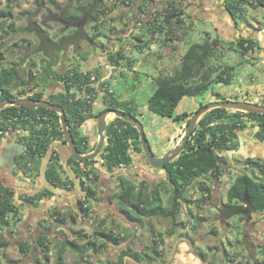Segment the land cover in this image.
Segmentation results:
<instances>
[{
  "label": "trees",
  "instance_id": "trees-1",
  "mask_svg": "<svg viewBox=\"0 0 264 264\" xmlns=\"http://www.w3.org/2000/svg\"><path fill=\"white\" fill-rule=\"evenodd\" d=\"M76 3V7L72 10L70 5H66L63 8H58L60 11L58 14H66V18L74 22H81L82 19H87L88 17L92 21H97L95 29H105L107 21L105 17L107 14L111 13L114 8L117 7L118 3L123 5L127 0H113V5H107L103 0H73ZM228 9L235 11L238 8L239 3L249 2L251 0H228ZM261 3H260V2ZM51 2H55L51 0ZM258 4H262V0H258ZM14 0H8L5 6L0 5V89H3V94L0 96V100L4 98H17L16 95L11 92L12 85H28L29 80L27 81L25 77L21 74L23 66L25 64V59L23 58L19 62H12L8 66H4L3 63L5 54L2 52L3 46L6 44L4 40L7 35H12L9 27L16 26L15 14H14ZM39 8L44 6V2H37ZM145 3H140L137 6V10L140 14H144L145 8H143ZM180 6L169 2L165 7L164 22L168 25L167 34H171L172 27L178 24L183 23L185 20L181 17L182 11L179 8ZM103 8L101 13L99 9ZM235 9V10H233ZM40 10H37L33 13L31 19L28 21L27 26L23 27L24 31L34 33L40 40V46L37 50H46L48 49V55L46 58H49L46 62L42 61L44 64L43 69L38 73V75L31 73V70H28L27 75L37 77L39 82L48 81L49 76L51 75L53 80H61L64 82L65 91L58 92L49 97V100L53 103L60 104L66 111L67 118L70 121L71 130L74 136L75 144L77 149L82 153L86 154L95 148L90 147V140L87 136L81 135L79 129L80 127L89 119L94 116L93 113V96L88 94L96 95L98 88L94 85L89 84V80L94 71H84L78 65L67 69L64 73L58 70L52 69L53 66L57 64V56L54 55L51 51H62L66 49L69 45H73L76 49L81 48V42L87 40V32L83 29V26H76L75 35H64L59 40L56 41L43 27L41 23H38L36 18H38ZM53 13L48 14V18ZM125 14V10L123 12ZM59 18V17H57ZM56 17L54 18V20ZM8 20L11 21L8 25ZM58 20V19H57ZM99 21V22H98ZM45 22V21H44ZM145 23V22H144ZM171 26V27H170ZM155 34L157 31L162 32L164 29H161L160 25L153 27ZM19 31L17 30L16 33ZM95 33V37H96ZM209 42L198 43L193 45L192 50L188 53L189 57L193 58V63L189 67H184L181 71L177 72L174 76H161L158 79V85L152 95L149 98V110L155 114L164 117H173L174 119H180V115H175L176 109L179 106L180 102L185 96H197L209 90V86L212 82H224L229 84L231 81V76L229 71L226 69H221L217 76L212 78L213 72L212 69H209L205 75L202 74V70L206 66L205 57L209 54ZM239 46L243 51H248L254 46V42L250 39H241ZM36 52V51H35ZM89 52H84L81 56L82 59H88ZM127 59L123 51H118L115 54L111 55V62L114 65H119L117 58ZM127 62L130 64V58ZM131 66V65H130ZM100 78L99 88L102 90L104 88V97L107 98L108 107L122 109L126 112L131 113L134 116H138V110L135 106H132V103L125 101L121 103L118 100L114 93L105 88V85L108 86V81H102L103 73L98 74ZM96 77V76H95ZM97 78V77H96ZM85 90L86 94L77 95V92H73V89ZM78 91V90H77ZM218 100L225 99L220 93H214ZM34 99L39 100L43 99L44 96L42 93H35L32 96ZM202 108V107H200ZM199 108V109H200ZM21 110L25 114H34L33 121L30 120H15V117L18 112ZM237 117L241 116V113L247 114L260 123V129L257 132V137L261 140L264 139V114L252 113L237 111ZM37 115H45L44 119H37ZM229 117V109L227 108H213L211 111L205 114V116L200 120V128L198 131H195L188 141L185 150L182 154L174 161L166 163L165 171L167 174L168 182L152 186L148 181L143 180L142 182L136 183L134 181H129L128 178L122 177V182L120 185V190L118 191L117 197L120 198L119 205L121 211L132 221L143 223L144 219L146 224H150V231L152 233V245L148 247L150 254L147 252L145 254H132V257L138 260H142L145 257L153 259L152 254L155 252L158 255H161L162 252L157 250L159 240L155 236V230L151 225V222L148 223V217H164L166 216L174 207L175 201L173 194L175 189L182 190L186 185L190 184L192 180L197 177H200L207 173H216L217 176L221 175L223 168L221 161L218 156V150H223L222 142L217 143L215 138H221L225 140L226 134H233L236 128L243 127L241 121L235 122H216L217 120L225 119ZM13 119L9 121V119ZM213 124V125H212ZM12 128H21L23 130H28L30 132V146L27 152V157H32L34 163L37 160V156H46L48 149L50 148V143L55 138L62 137L64 138V132L60 124V116L54 111L44 107H16V106H7L0 110V130H3L0 133L2 134ZM219 134H222L220 137ZM225 135V136H224ZM212 137V141L211 140ZM135 140H139V131L138 129L131 124L130 122L116 117L113 121L108 124L106 130V144L100 154L103 164L108 168L109 171L113 172L117 168L127 167L133 163V156L131 154V148L133 145L135 149L139 151L142 150L141 142L134 143ZM225 142V141H223ZM140 144V146H139ZM138 145V146H137ZM22 154V158H25ZM37 157V158H36ZM73 161V157L71 158ZM95 159L85 160V161H75L76 170L82 176H85L88 180H93V171L88 168L89 164ZM249 164L253 168H257L260 172L261 180H255L248 174H242L236 178L234 184L228 190V201L223 205L222 216L229 218L234 214H241L240 211L243 207L241 203L246 205V208H249L251 211L255 210H264V162L255 161L253 159L248 160ZM84 164V168L80 164ZM52 167H54L52 165ZM33 168H38V165L35 163ZM57 175V177H55ZM48 179L52 183L62 182L59 178L56 170L51 169L48 174ZM70 183L74 185V181L71 178H67L65 184ZM170 186L172 190V195L170 197V205L167 206L164 196L162 194L163 186ZM209 187L202 186L203 193L207 192ZM51 192V191H50ZM95 189L89 187L86 192V198H92L95 196ZM45 194V193H44ZM42 194H36L35 196H27V201L29 203L35 204V199L40 198ZM210 194L205 197L203 195L198 202L200 204L203 199L208 198ZM22 198V195L20 196ZM79 209L87 214L88 209L82 201H79ZM23 208V204H17L15 199V192L12 188L6 186L0 176V230L5 229V227L10 225V221L13 220L14 223L19 222L22 218L20 216V209ZM11 215V218H10ZM54 219L57 222L64 221L66 215L61 211H56L52 214ZM145 217V218H144ZM73 221L76 220L75 217H72ZM144 224V223H143ZM177 227H182L186 224L184 223H173ZM193 226L192 230L197 232L198 227ZM77 237L79 240H84V242L79 243L77 239L70 240L68 238H60L59 245L52 251L51 241H49L48 235L39 234L35 240V243L41 246V250L44 253V261L49 262L52 259V256L55 257L56 264H65V253L67 249L73 250L78 260H86L88 252H102L104 245H97L95 239L89 238V235L85 233L84 230L76 231ZM175 233L174 229H170L169 234ZM102 236L107 238L114 244L118 243V238H114L113 235L107 234L106 232L101 233ZM185 236H187L185 234ZM48 238V241H47ZM151 239V240H152ZM108 241V242H109ZM9 241L2 238V233H0V248L7 247ZM191 245L194 244L193 241L190 242ZM31 249V244L28 242L22 243L20 251L24 254H28ZM52 251V252H51ZM55 254V255H54ZM122 254V255H121ZM120 254V259L125 255V251ZM149 254V255H148ZM198 256L201 257L203 261H206V254L203 251L198 252ZM144 260V259H143ZM87 261V260H86ZM40 261V259L38 260ZM5 264V263H4ZM6 264H22V259H10ZM78 264V263H76ZM210 264H213L210 262ZM247 264H260L258 259H254L253 262H248Z\"/></svg>",
  "mask_w": 264,
  "mask_h": 264
},
{
  "label": "rangeland",
  "instance_id": "rangeland-1",
  "mask_svg": "<svg viewBox=\"0 0 264 264\" xmlns=\"http://www.w3.org/2000/svg\"><path fill=\"white\" fill-rule=\"evenodd\" d=\"M8 0H0V5L5 6ZM14 14H15V21L16 26L9 27V30L11 31L12 35H7L4 39L6 41V44L3 46V52L5 53V58L3 60L4 66H8L12 62H19L23 58L25 60V64L23 68H29V70L32 71L33 74H37L43 69L44 64H42V61H47L48 58H46V54L48 55V49L46 50H37L40 46V40L38 37L31 32H27L23 29V27L27 26L28 21L31 19L34 12L37 10H40L38 18L36 20L38 23H41L43 27L47 30V32L57 40H59L64 35H75V28L76 25L74 21L69 20L66 18V14H58L55 16L61 8L65 7L66 5H70L72 7V10L76 7V3L73 0H57L56 2H50L51 0H14ZM39 1L44 2V6L39 8L38 3ZM131 1V0H130ZM157 3H159L160 7L163 9V11H159V14L156 18H159L162 22L159 24L161 26V29H164L162 32L167 34L168 26H165L167 24H163L164 22V12L165 7L168 5L169 2H173L180 6V10L182 11L181 15L184 12V9H188L189 5L193 4V0H155ZM154 0H148V2H155ZM113 0H105V4L107 5H113ZM133 4H128L125 2L123 5L122 3H119V8H114L111 13L107 14L105 17V20L107 21V26L105 31V36L107 37L108 42L106 41L105 36L101 35L94 39L95 42L104 44L105 46L112 45L115 46V40L118 39L119 36L123 35L124 32L127 29V26L129 23L135 21L136 15L133 19H131L130 16L128 18L122 19V21H119L120 17V10L123 8L124 10L128 8H133L135 11L137 10V7H135L138 0L131 1ZM255 2L259 3L258 0H251L250 5H253ZM261 3V2H260ZM131 6V7H130ZM147 6L148 3H147ZM59 7L60 9L58 10ZM103 8L99 9L101 13ZM134 11V13H135ZM262 11V10H260ZM52 12L53 14L50 15L52 19L48 18V14ZM137 15H141L138 11ZM147 16V14H143V17ZM56 19L54 20V18ZM59 17V18H57ZM189 18V17H188ZM58 19V20H57ZM129 20V21H128ZM45 21V22H44ZM128 21V22H125ZM83 23V29L88 34V41H82L81 42V48L83 51L88 50L92 52L93 48L90 47V44L92 42V37H95L94 34L96 31L98 32L99 29H95V25L97 24V21H92L88 17L87 19H82ZM99 22V21H98ZM11 21L8 20V25H10ZM132 24V23H131ZM136 24V27L140 24ZM211 24H207L202 22L200 19H197L195 22V25L193 26L192 34H191V40L192 42L199 41L200 38H203L206 32L213 33L214 30L212 28ZM17 30L19 31L18 33ZM168 35V34H167ZM88 42V43H87ZM120 44V42H118ZM139 47V46H137ZM75 47L73 45H69L66 47V49L63 51V57H66L67 55L73 56ZM252 48H255L254 46ZM36 51V52H35ZM47 51V52H46ZM125 51V54L127 53L128 58H131L130 55H132V50H127L124 45L119 46V49L116 51ZM52 52V51H51ZM115 52V53H116ZM66 53V54H65ZM93 53V52H92ZM98 54H102V52L97 49ZM239 50L233 49L231 52H228V54H222V58L219 59L218 63L220 65H226L229 63L230 65L235 64V76L234 81L231 86H228L224 83L214 84L213 85V91L208 90L202 95L191 97L188 96L184 98L178 108L176 109L175 115H180V119L176 120L173 117H161L157 114H154L149 110L148 104H149V98L152 95V93L155 90L156 85L154 84V76L159 74V68H162L164 65H166L167 60L165 58L162 59V61L155 63L156 57L151 58V62L148 64H144L140 61V59H136V65L135 69H131V66L128 65V63H121V60L119 57L117 58L120 68H117L111 72V76L108 78L109 80V86L105 85V88H109L111 92L114 93L115 97L121 101V103H124L125 101H129L135 106L138 110V118L141 120V122L144 125L145 132L147 134V137L150 141L151 147L156 155H162L164 150L163 147L166 146L168 149V146H171L167 150V152L170 149H173L177 147L183 138V135L185 133V129L187 124L189 123L190 119L193 117L196 111L199 110L200 107H203L204 105H207L211 101L218 100L216 95H214L216 92H223V96H226L228 94H238L239 96H244V94L248 91L249 93L253 94L251 92L252 90L249 89V85L252 84V78L261 80L264 77V74L261 72L260 68L251 66L248 69L244 68H238V62L243 61L242 54H240ZM107 58V57H106ZM71 58L68 60L70 61ZM108 60V59H107ZM65 61V60H64ZM246 62H251V60H248ZM240 64V63H239ZM246 64V63H241ZM74 65H78L75 62V59H72V62H65L62 68V71L66 68L69 69L73 67ZM228 65V64H227ZM247 66V65H246ZM62 67V65H61ZM222 68V67H221ZM219 66H216V69L213 71L214 73H219L220 69ZM228 70V69H226ZM93 71V70H92ZM98 74H102L99 68H95L92 72V75L96 76L95 84H97V88L99 91H97L96 95L94 94H88L91 97L93 96V111L94 116L92 120L94 121V128L96 129V123H97V116L98 114L108 107L107 98L104 97V88L101 90L99 88L100 85V78L97 76ZM243 74V75H242ZM216 75V76H217ZM37 79V77H31L28 76V80L30 82ZM250 80V82H248ZM258 83V81H257ZM31 86H26L24 88H21L19 91V95L22 94V91L29 90ZM77 94L83 95L80 88L77 89ZM14 92V90H13ZM16 92V91H15ZM16 94V93H15ZM210 110H207L205 113H203L198 123L196 124L195 131H198L200 128V120L205 116L206 113H208ZM229 111H233L229 109ZM116 118V115L114 113H109L107 116L108 124L113 121ZM87 126V125H86ZM84 126V127H86ZM87 129V128H86ZM174 137V138H173ZM97 136V140H98ZM171 139H174L170 142ZM141 142L140 135L139 140H135L134 143ZM107 142V141H106ZM106 144V143H105ZM136 145H133L131 148V154L133 156V163L130 166L127 167H121L117 168L113 171L108 170L107 167H103L104 170L98 169L94 166V163L96 161L103 162L101 156L99 155L97 158H95L94 161H92L88 168L93 171V180H88V185H91L93 189H95V196L92 198H86L85 202L88 203L86 206L88 209V213L85 214L83 211L79 210V206L75 207L74 203H72V206L70 205V209L67 210L65 213L71 217L73 213L81 212L84 214L82 217H79L77 220L74 221V227L75 228H83L85 227L86 230L93 235L92 238H94L97 242V245H104V248L102 252L96 253L89 251L88 256L86 257V260H78V257L76 253L71 250L67 249L65 253V261L66 264H210L212 262L213 264H247L248 262H253L254 259H258L254 256V253L258 251V246H255V249H253V252H248V250L244 246V237L243 232L245 231V224H237L240 222L239 217H234L232 219L226 218L223 219V216H220V213L218 209H220L223 204L221 203V200L226 201L227 200V190L229 185L227 184V179L219 180L214 179L208 175H202L199 178H195L192 180L189 184V186L186 188V190L183 193V200L179 201L176 206V212L174 215V218L170 217V213H168L164 217H156L154 219H151V225L153 226L155 230V237L158 238L160 241L157 247L158 251H161L162 254L158 255L155 252L152 254L153 261L147 262V260H150L151 258L145 257L143 258L145 261L138 262V259H135L132 257V254H145L149 253L148 247L152 245V242L154 241L152 239V233L148 229V225H138L139 227H136L138 223L132 222L125 217L124 213H122L118 208L114 211L111 209V204L119 201L117 198V194L119 190H116L114 192H110L107 190L106 186L103 182L104 180H115V183L122 182V175L117 176L118 173H126V175L130 178H136L135 173L136 171L132 169L133 165L140 166L141 161H144L143 158V148L141 151L138 149H135ZM138 146V145H137ZM140 146V144H139ZM142 146V145H141ZM135 149V150H134ZM101 154V153H100ZM235 165V164H234ZM251 165L248 164L246 166H231V169H226L225 173L228 175L229 180L234 179V175H242V174H248L254 179L261 180L262 177L260 172L257 168H251ZM134 168V167H133ZM143 169V168H142ZM138 170H141L140 168ZM140 172V171H139ZM109 173V174H107ZM232 175V176H231ZM256 175H258L256 177ZM126 176V177H127ZM130 181V179H129ZM215 181L218 182V188L220 189V196L218 197H211L209 199H206L204 201H201L200 204L198 202V199H200L202 195V186L209 187L211 190H216L215 187ZM226 181V183H224ZM138 182V181H137ZM226 184V186H225ZM228 185V187H227ZM120 186V185H119ZM86 188V187H85ZM217 188V189H218ZM217 191V190H216ZM106 195V198L104 196ZM172 195L171 191L165 192L164 199L166 201V205H170V197ZM112 197V203L110 204V201L108 200L109 197ZM81 197H84L81 196ZM215 201V202H214ZM242 210H245V204L242 207ZM261 211L260 214L257 216L253 215L251 217V220L256 221V226H259L261 222V226H264V215L263 211ZM242 215V213H241ZM53 217V215H52ZM70 220H73L69 218ZM54 217L51 218L48 216V213L45 217L40 219L42 229L46 233V235L49 234L50 239L53 241H57V245H59V241L61 238V235L63 237H68L67 234H65L66 226H60L62 224V221L57 223L54 221ZM232 222L230 226L232 228H235L236 232H230L228 231L225 222L229 221ZM77 221V222H76ZM145 223L146 218L143 220ZM184 223L186 224L184 228L177 227L173 223ZM235 222V223H233ZM61 223V224H60ZM70 224H73V221L70 222ZM198 227L197 232H194L192 230L193 226ZM25 227L20 228L17 231V238L13 239L11 241V245L6 250V257L13 258V257H19L20 248L18 247V244H22L24 242H29L30 240H35L37 237L32 232L30 234L25 233ZM52 227V228H51ZM57 230L59 229L55 236L52 237V232L50 233L48 229ZM254 228V227H253ZM170 229H174L175 233L169 234ZM226 229V230H225ZM108 231V234H111L114 236V238H118V243L114 244V242H108L109 240H106L104 236H102V232ZM65 231V232H64ZM228 231V232H227ZM64 232V235H63ZM69 234V232H66ZM87 233V232H86ZM89 233H87L89 235ZM107 233V232H106ZM61 234V235H60ZM185 234L187 236H185ZM90 237V235H89ZM2 238H5V235L2 234ZM152 239V240H151ZM194 240V244L191 245L190 242ZM48 241V238H47ZM262 241V240H261ZM108 242V243H107ZM107 243V244H106ZM34 247H38V250H32L29 255L26 254V256H22L25 262L32 261L33 264L37 263L40 259V264H53V259L51 262L44 261L43 258L40 255L41 246L36 244L34 242ZM12 248V249H11ZM55 250V249H54ZM125 251V255L122 259H120V254ZM203 251L206 254V261H203L200 256H198V252ZM260 253V257L263 256L262 251H258ZM148 254V255H149ZM55 255V254H54ZM21 256V255H20ZM30 257V258H29ZM259 260V259H258ZM263 264V262H262Z\"/></svg>",
  "mask_w": 264,
  "mask_h": 264
},
{
  "label": "crops",
  "instance_id": "crops-1",
  "mask_svg": "<svg viewBox=\"0 0 264 264\" xmlns=\"http://www.w3.org/2000/svg\"><path fill=\"white\" fill-rule=\"evenodd\" d=\"M54 1L57 3V0H54ZM103 1L105 2V0ZM262 1H263L262 4H258L257 2H255L253 5H250L251 1H249L248 3L247 2L239 3L238 8L236 10L233 9L235 10L233 12L228 9V2H229L228 0H193V4L189 5L188 9L182 8L184 9V12L181 15V17L184 18L185 21L181 24H178V26L177 25L175 26L174 24V26L172 27L171 34L167 35L160 31H157L155 34L153 33L154 31L153 27H156L162 22L159 18H156V17L159 14V11H163L162 9L163 7L161 8L159 6L160 4L157 3V1L148 2V0H138V2L136 3L137 6L140 3H143V4L145 3V5H143V8H145L144 14H147V16L143 17V14H141L140 16L137 15V12L135 11L134 8L133 10H131L132 8L131 6H130L131 7L130 9L128 6V8L125 9V14H123L124 9L122 8L119 11L120 12L119 21H122V19L126 20L128 16H130L131 19H133L134 16L136 15V18H135V21L131 22L132 24L129 23V25L127 26V29L124 32V36L121 35L119 36L118 39L116 38V40L114 41L115 46H112L109 44L108 46H105L104 44L97 43L94 41V39L98 36H101V35L105 36V31L99 29L98 32L96 31L97 36L92 37L93 40L91 43H89L90 47L93 48L92 49L93 53L88 50L83 51L82 48L80 49L74 48L76 50L74 51L73 56L67 55L66 57H63V51L65 49L62 51H57V52L52 51V53H54V55L57 56L58 58L57 64L53 66L52 69L61 71V68H63V65L65 62H72V59H75L76 64H79L78 67H80L81 69L90 72L94 70L95 68H99L100 71L103 73L102 81L109 80L108 78L111 76L112 74L111 72L114 70V68L115 69L120 68L119 65L116 66L114 65V63L111 62L112 60L111 55L115 54V52L119 49V46L124 45L127 50H132L131 51L132 55H130L131 58H130V64H129L131 65V69H135L136 59L138 60L140 59V61L144 64L150 63L151 58L154 56L156 57V61H154L155 63H157V59H158V62L162 61L163 58L167 60L166 65H164L162 68H159L160 70L159 74L154 76V78L152 79L154 80V84L157 87L158 79L161 76H174L177 72L181 71L184 67H189L192 65L193 58L189 57L188 53H190V50H192L193 45H196L198 43L209 42L211 45L209 47V54L205 57L206 66L202 70V74L205 75L207 72H209L210 68L212 69L211 71L213 72L216 69V66H219L220 68L222 67L221 69H228L229 74L231 76V81L229 84H226L224 82L214 81L210 84L209 90L213 91L212 89L213 85L219 84V83H224L228 86H231L234 81V76H235L234 66L236 65L235 64L230 65L229 63H227L228 65L227 64L220 65L218 61L219 59L222 58V54H228V52H231V50L233 49L239 50V52H241L240 54H242V57L244 59L243 61L238 62L237 64L238 68L240 67L241 69L242 68L248 69L251 66H255V67L260 68L261 72L264 74V0ZM147 3L149 6H147ZM118 5H117V8H119ZM137 6L135 5V7ZM197 19H200L204 23L211 24L212 25L211 30L213 28L214 32L210 33L208 31L206 32L203 38L199 39V41L192 42L191 34H192L193 26L195 25V22L197 21ZM128 21H125V22H128ZM135 23L140 24V25L136 27ZM163 24L165 25V22H163ZM168 25H165V26H168ZM106 26H105V29H106ZM105 38H106V41L108 42L106 36ZM244 38L252 40L254 42L255 48H250L248 51H243L241 47L239 46V42L241 39H244ZM85 41L89 42L88 39ZM118 42H120V44H118ZM97 49H99L102 52V54H98ZM84 52H89L88 59L81 58ZM124 54H125V51H124ZM125 56L127 59L121 60V63L123 62L127 63L129 61L127 53L125 54ZM70 58L71 60L68 61ZM248 60H251V62L250 63L246 62ZM241 63H246V64H241ZM29 68H23L21 71V74L25 77L27 81H28L27 72ZM216 75L217 73L213 72L212 78H214ZM52 78L53 77L50 75L48 78V81L45 80V82H39L37 78L34 81L29 82V84L25 86L24 85H20V86L14 85L13 90H16L15 93H18V95L16 94V97L31 98L29 97V95L33 96L35 93H42L44 98L48 99V95L50 93H54L60 90H61L60 92H62L64 90V85L56 80H53ZM253 78H252L253 80L252 82H250V80L248 81L251 84L254 82L251 86L249 85L248 87L249 89L252 90L251 92H253V94L249 93L248 91L244 94V96L243 95L239 96L238 94H231V93L226 96H223V92L221 93V92L215 91V93H220L222 97L225 99L241 100V101H248L252 103L264 104V77L261 80H257V79L255 80ZM26 86H31V87L29 88V90L22 91V94L24 93V95L22 94L19 95L18 89L20 90L21 88H24ZM108 86H109V83H108ZM72 91L78 92L77 89L75 88ZM186 97L188 96H185L184 98ZM191 97H196V96H191ZM231 110L233 111H229L228 118L217 120L216 122L219 123V122H228V121H231V122L241 121L243 123V127L241 128L239 127L234 130L236 132V135H235L236 144L237 145L240 144L241 153H243L246 157L247 156L252 157L253 160H260L264 162V139L261 140L257 137V132L260 129V126H259L260 122L257 119L247 114H244V113H241L240 114L241 116L237 117L236 114L238 113L237 112L238 110H234V109H231ZM93 113L95 112L93 111ZM161 117H164V116H161ZM92 118H89L80 127L79 131L81 135L87 136L89 138L90 147L94 148L98 142L97 140L98 133H97V128L96 129L94 128V121L92 120ZM168 118H171V117H168ZM17 130L18 129L16 128H12L11 130H9V133H6L0 137V148L1 149L5 148L7 144V143L5 144L6 140L12 141L11 137L17 136V134L19 133V132L17 133ZM173 140L174 139H171L170 142ZM12 143L16 144L15 142H12ZM49 147H50L49 148L50 154L53 151H57L61 154L63 158L64 166L67 168L66 171L67 173H69L68 172L69 166H73V163L70 159L71 154L69 152V148L66 142L64 141V138L62 137L55 138L53 141H51ZM169 148H171V146H168V149ZM168 149L166 146H164L162 149L164 150L163 153H166ZM237 153L239 152L237 151ZM232 155H234V153H231L230 157H232ZM47 156H48V153H47ZM20 158H22V154L20 155ZM50 162L49 164L52 166V163ZM35 163L38 166L42 165L41 160H38V162L36 161ZM142 165L143 164H141V166L139 167L133 165L134 168L132 167V169L135 170L137 167L138 169L142 168ZM80 166L82 167L81 164ZM94 166L98 169L104 170L103 169L104 164L102 161L101 162L96 161L94 163ZM19 167L20 165H17L16 169L14 167L13 175L6 174L4 170L0 168V176L2 177L4 184L12 188L15 192L16 203L23 204V208L20 209L19 211L22 219L16 223H14L13 220H11L9 226L5 227V229L3 230H0V233L5 235L4 239L8 240L10 243L7 247L0 248V264H4V263L6 264L10 259H13V258L22 259L23 258L22 256H26V254H24L23 252L19 253V257H13V258L12 257L8 258L6 257L5 254H6V250L10 248L9 246L11 245V241L17 238V231L20 228L25 227L27 225V227L25 228V233L27 235L30 234L31 229H29V223L31 219L38 221V219L41 217V214H44L47 211H48L47 212L48 216H50L51 218H53L52 214L56 213V211L58 210L66 215V218L64 219V221H62V224L60 223L61 224L60 226L62 227L67 225L66 232H69V234L64 231L65 234L68 235V237L66 238L70 240H75V239L77 240L78 237H77L76 231L81 230V229L84 230L85 233L86 232L89 233L85 227L75 228L74 221L69 219V218L73 219L72 217H75L77 220L79 217H82L84 214L79 212L80 209L77 211L79 215H77L76 213H73L70 217L65 213L67 210L70 209V205L72 206V203H74L75 207L79 206V203H78L79 201H82L85 204V206L88 205V203L85 202L86 196L84 195V192L82 189L83 187L80 190L77 188V185L75 182H74V185H71L70 183H68L64 185L66 188H64V190L62 189V192H59V193L55 192V194H52V191L50 192L48 191V189H45L43 183L41 182L39 168H35L33 172L30 173L31 175L25 176L23 174V170L22 169L20 170ZM47 172H48V168H47ZM151 172L154 173L153 171ZM149 174L151 173L149 172ZM157 174L160 176L162 175V177L165 178V174L163 172L162 173L157 172ZM153 176H155V173ZM257 176L258 175H256V177ZM223 179H227L228 181L227 184L230 186L229 184L230 180L227 174L222 175L220 177V180H223ZM255 180H259V179H255ZM66 181L67 180H65V183ZM109 182L115 183L116 181L113 179V180H110ZM36 194H42V196L40 198L35 199V204L29 203L26 200L27 196H30V195L35 196ZM21 195H22V198H20ZM83 195L84 197H81ZM10 218H11V215H10ZM54 221L57 222L56 220ZM72 221H73V224H70V222ZM51 228L48 230L50 233L52 232V237H53L55 236L56 232L59 229L52 230ZM64 232H63V235H64ZM230 232H236L235 228H232L231 226ZM89 235H90L89 238L94 239L92 238L93 237L92 234L89 233ZM48 238H49V241L52 242L51 248L53 251L57 247L58 243L57 241L55 240L53 241L52 239H50L49 234H48ZM61 238L66 239L62 235H61ZM35 240H30L28 242L29 244L32 243L31 244L32 250H38V247L33 246ZM79 241H80L79 243L84 242V240H79ZM259 242L262 243L261 240ZM18 247H19V244H18ZM40 255L44 259V253L42 251L40 252ZM52 259H53V264H56L54 256H52ZM52 259L49 262H51ZM137 261L142 262L145 260L142 259V260H137ZM152 261H153L152 259L147 260V262H151V263ZM23 264H33V262L32 261L23 262ZM35 264H40V263L37 262Z\"/></svg>",
  "mask_w": 264,
  "mask_h": 264
},
{
  "label": "flooded vegetation",
  "instance_id": "flooded-vegetation-1",
  "mask_svg": "<svg viewBox=\"0 0 264 264\" xmlns=\"http://www.w3.org/2000/svg\"><path fill=\"white\" fill-rule=\"evenodd\" d=\"M82 21V20H81ZM75 23V25L76 26H80V25H82L81 23H83V22H74ZM67 70V68L65 69V70H63L62 71V68H61V72H65ZM85 71V70H84ZM56 81H58V82H60V83H62L63 85H64V82L63 81H59V80H56ZM89 84H91V85H94V86H96L97 87V84H95V80H92V78H90V80H89ZM12 88H14V85H12ZM15 91L16 90H14V92H13V89L11 90V92L14 94V96L17 94L18 95V93H16L15 94ZM61 91V90H60ZM60 91H57V92H54V93H50L49 95H48V100H49V97L51 96V95H53V94H56V93H58V92H60ZM65 91V85H64V90L62 91V92H64ZM82 92V94L84 95V94H86V92H85V90H82L81 91ZM2 94H3V89H0V96H2ZM22 95H24V93L22 94ZM29 97H31V98H33L32 97V95H29ZM17 98H22V97H17ZM5 99V98H4ZM132 106H133V104H132ZM139 115V114H138ZM138 117V116H137ZM191 120V119H190ZM61 124V123H60ZM96 127H97V125H96ZM16 129H18L17 130V136H14V137H11L12 138V141H8V140H6L5 141V144L7 143L8 144V142L10 143H12V142H15L16 144H19V145H22V146H24L25 147V150L22 152V153H20V154H17L16 155V160H15V163H14V167H15V169L17 168V165H20V167H19V169L21 170H23V174L25 175V176H29V175H31L30 173H32L33 172V170L35 169V168H33V166L35 165V163H34V159L32 158V157H27V152H28V149H29V146H30V139H29V134H30V132L28 131V130H23V129H21V128H16ZM9 130H11V129H8V130H6L2 135H4V134H6V133H9ZM235 135H236V132H234L233 134H230L229 133V131H228V133L226 134V137H225V140H223V141H225V142H223L222 143V146H223V150H219L220 151V153H218V156H219V159H220V161H221V165H222V168H223V172H222V174L221 175H219V176H217L216 175V173H207V174H204V175H208V176H210V177H212V178H216V179H219L220 180V177L222 176V175H226V173H225V170L226 169H231V166H237V167H240L241 165L242 166H246V165H248L249 164V162H248V160L249 159H253L252 157H249V156H245L243 153H241V151H240V144H236V137H235ZM225 136V135H224ZM64 141H65V137H64ZM210 141H212V137H211V140ZM3 142V141H2ZM3 144V143H2ZM67 144V143H66ZM141 145H142V143H141ZM143 148V147H142ZM229 150H233V153H234V155H232V157H230V155H229ZM237 151L239 152V153H237ZM48 156H47V154H46V156H42V157H40V156H37L36 158H37V160L39 159V160H41V164H43V161H44V159L45 158H47L48 157V166H47V168H48V172H47V177H48V174L50 173V171H51V169H55L56 170V173L58 174V176H59V178H61L62 180V182H60V183H54V184H56L57 186H59L61 189H63L64 190V188H66L64 185H65V180H67V178L69 177V178H71L70 176H69V173H67V168L64 166V163H63V158H62V156H61V154L59 153V152H57V151H53L51 154H50V152H49V149H48ZM21 154H23L24 156H26L24 159H22V158H20V155ZM156 155V154H155ZM164 155V154H163ZM157 156H162V155H157ZM235 156V157H234ZM73 156L71 155V157H70V159L72 158ZM143 158H144V161L142 160L141 161V163H140V166H141V164H143L142 165V168H140L141 170H138V167L135 169V171H136V173H135V176H136V178H130V177H128L127 175H126V173L124 174V173H120V174H118L117 176H120V175H124L123 177H126V178H128V179H130V181H134V182H136V183H139V182H142L143 180H146V181H148L152 186H154V185H159V184H163V183H167L168 182V178H167V174H166V171H165V167L164 168H162V169H155V168H153L150 164H149V162L147 161V159H146V156L144 155V151H143ZM73 159H74V157H73ZM75 161H77L76 159H74ZM72 161V163H73V166H71L72 168H74V170L77 172V170H76V165H75V161ZM51 161V162H50ZM255 161H259V162H261V163H263V161H260V160H255ZM49 162L50 163H52V165L54 166V167H52L50 164H49ZM40 164V165H41ZM235 164V165H234ZM42 166V165H41ZM41 166H38V168H39V170H41ZM70 167V166H69ZM251 167V166H250ZM2 169L4 170V172L6 173V174H11V175H13V171H14V168H13V171L11 172L10 170H9V168H8V166L7 165H4L3 167H2ZM18 169V170H19ZM140 171V172H139ZM151 171H153L154 173H155V176H153L154 175V173H152ZM163 172L164 174H165V178H163L162 177V175L160 176V175H158L157 174V172ZM149 172L151 173V174H149ZM78 173V172H77ZM153 174V175H152ZM78 175L80 176V178H81V181H82V189H83V192H84V195L86 196V192H87V189L91 186V185H88V179L85 177V176H82L81 174H79L78 173ZM232 176V175H231ZM238 176H240V175H234L233 177H234V180L232 181V180H230V182H229V184H230V186H229V188L234 184V182H235V180H236V178H238ZM55 177H57V175H55ZM197 178H199V177H197ZM72 179V178H71ZM73 180V179H72ZM74 181V180H73ZM105 182H103L104 183V185L106 186V188H107V190H109L110 192H114V191H116V190H120V186L119 185H121L119 182L118 183H110V182H108L106 179L104 180ZM138 181V182H137ZM224 183H226V182H224ZM218 182H216L215 181V187H216V190L214 189V190H211V189H208V190H206L207 192H205V193H203L202 192V195H201V197L203 196V195H205V197H207V195L208 194H210V196L208 197V198H205V199H203V201L204 200H206V199H209V198H213V197H218V196H220V194H221V192H220V189L218 188ZM189 186V184L188 185H186L182 190H177V189H175V193L173 194V197H174V201H175V197H176V195L179 197V201H182L183 200V193H184V191L186 190V188ZM225 186H226V184H225ZM45 187V189H48V191H52L51 189H49L48 187H46V186H44ZM68 187V186H67ZM86 187V188H85ZM218 188V189H217ZM229 188H228V190H229ZM171 189H173V188H170V186H168L167 184L165 185V186H163V191H162V194H163V196L165 195V192H166V190L168 191H171L172 192V190ZM67 190V189H66ZM228 190H227V195H228ZM178 191V192H177ZM177 192V193H176ZM29 194V193H28ZM52 194H55V192L54 191H52ZM62 194V193H61ZM27 196V195H26ZM200 197V198H201ZM215 197V198H216ZM104 198H106V195L104 196ZM118 198V200H120V198L119 197H117ZM112 197L110 196L109 198H108V200L110 201V204L112 203ZM228 201V197H227V200L226 201H224V200H221V203L224 205L226 202ZM27 202V201H26ZM166 202V201H165ZM215 202V201H214ZM175 205V204H174ZM241 205H243L244 206V204L243 203H241ZM111 209H113L114 211L118 208L120 211H121V208H120V205H118V202L116 203L115 202V204L114 203H112L111 204ZM222 209H223V206H221L220 207V209H218V211H219V213H220V216H222ZM176 207L174 206L173 208H172V210L169 212L170 213V217L171 218H174V215H175V212H176ZM241 212H242V215L241 214H234V215H232V216H230L228 219H232V218H234V217H239L240 218V222H238V223H236L237 224V226H238V224H245V226H246V228H245V231L242 233L243 234V237H244V242L245 243H243L244 244V246L246 245V249L248 250V252H253L254 253V251H253V249H255V246L257 245L258 246V251H262L263 253H264V226H262L261 227V224H259V226H256V221L255 220H251V217L253 216V215H259L260 214V212L261 211H259V210H255V211H251L249 208H246V205H245V210H240ZM48 212V211H47ZM47 212H45L44 214H41V217L38 219V221H36V220H34V219H31V221H30V223H29V229H31V232L34 234V235H36V237H38V235L40 234V233H42L43 234V227H42V225H41V221H40V219H42L43 217H45L46 216V214H47ZM122 212V211H121ZM123 213V212H122ZM125 215V214H124ZM263 215H264V213H263ZM125 217H127L126 215H125ZM163 217V216H162ZM145 218V217H144ZM154 218H156V217H148V223L149 222H151V219H154ZM127 219L128 220H130L128 217H127ZM223 219H225L226 220V217H223ZM131 221V220H130ZM136 223H138L137 225H136V227H139L138 225H145L146 223H141L140 224V222H136ZM233 223H235V222H233ZM232 224V222H230V220L229 221H226L225 222V225H226V227H227V229H228V231L231 229V225ZM148 225V224H147ZM148 227V229L150 230V224L147 226ZM254 227V228H253ZM226 230V229H225ZM227 231V232H228ZM106 232H107V234H108V231L106 230ZM45 233V232H44ZM260 240H262V243H260L259 241ZM110 243H111V241H109ZM108 243V242H107ZM106 243V244H107ZM32 244V243H31ZM21 245L22 244H19V248L21 247ZM31 251H32V249H30V251H29V253L27 254V255H29L30 253H31ZM258 251H256L255 253H254V256L256 257V258H258L259 259V262H260V264H262V262H263V264H264V254H263V256H259L260 255V253L258 252ZM252 254V253H251ZM23 262H25L24 261V259H22V264H23Z\"/></svg>",
  "mask_w": 264,
  "mask_h": 264
},
{
  "label": "water",
  "instance_id": "water-1",
  "mask_svg": "<svg viewBox=\"0 0 264 264\" xmlns=\"http://www.w3.org/2000/svg\"><path fill=\"white\" fill-rule=\"evenodd\" d=\"M7 106L37 107V108L44 107L56 111L60 116V123L62 130L64 132L65 142L67 143V146L69 148V152L77 161L95 159L100 155L106 143V130L108 127L107 116L109 113H114L116 117L122 118L130 122L138 129L144 155L146 156V159L149 162V164L155 169L164 168L167 162L176 160L182 154V152L186 148L188 141L190 140L191 136L194 133L196 124L198 123L200 116L203 113H205L207 110L213 108H227V109L240 110L244 112L264 114V104L252 103L241 100H231V99L211 101L207 105H204L202 108H200L198 111L195 112V114L193 115V117L186 126L185 133L183 135L181 143L177 147L170 149L164 155L157 156L155 155L151 147L150 141L147 137V134L144 129V125L141 122V120L137 116H134L131 113L126 112L122 109L110 107L101 111L97 116L96 125H97V133L99 138L95 148L93 149V151L89 153L82 154L76 147L74 136L70 126V121L67 118L65 109L60 104L53 103L47 98L36 100L34 98L22 97V98H13V99L5 98L0 100V110H2ZM24 150H25L24 146L14 143H8L6 144L5 148L3 149L0 148V168H2L4 165H7L9 170L12 172L16 160V155L22 153ZM228 152L229 155H231V153H233V150H229ZM47 166H48V157L44 159L43 164L41 166V170H40L41 182L43 183L44 186L48 187L54 192H58V193L62 192V189L59 186L52 183L48 179ZM68 172H69V176L76 183L77 188L81 190L82 181L78 173L71 166L69 167ZM178 200L179 197L176 195L175 205H174L175 207L177 206Z\"/></svg>",
  "mask_w": 264,
  "mask_h": 264
},
{
  "label": "built area",
  "instance_id": "built-area-1",
  "mask_svg": "<svg viewBox=\"0 0 264 264\" xmlns=\"http://www.w3.org/2000/svg\"><path fill=\"white\" fill-rule=\"evenodd\" d=\"M91 78H92V80H96V77L94 76V75H92L91 76ZM20 108V107H19ZM18 112V114L15 116V117H13L15 120H18V119H22V120H30V121H33V118H34V114L32 113V114H25V113H23L21 110H19V111H17ZM44 118H46V116L45 115H42V116H38L37 115V119H44ZM13 119L11 118V119H9V121H12ZM213 125V124H212ZM3 132V130H0V133H2ZM220 135V137L222 136V134H219ZM215 141L217 142V143H220V142H222L223 143V141L221 140V138H215ZM218 153H220V151L218 150ZM81 165H82V168H84V164L83 163H81Z\"/></svg>",
  "mask_w": 264,
  "mask_h": 264
},
{
  "label": "clouds",
  "instance_id": "clouds-1",
  "mask_svg": "<svg viewBox=\"0 0 264 264\" xmlns=\"http://www.w3.org/2000/svg\"><path fill=\"white\" fill-rule=\"evenodd\" d=\"M128 4H133L130 0H127L126 1ZM136 6H137V4H136ZM17 107V106H16Z\"/></svg>",
  "mask_w": 264,
  "mask_h": 264
},
{
  "label": "bare ground",
  "instance_id": "bare-ground-1",
  "mask_svg": "<svg viewBox=\"0 0 264 264\" xmlns=\"http://www.w3.org/2000/svg\"><path fill=\"white\" fill-rule=\"evenodd\" d=\"M32 73V72H31ZM201 122V121H200ZM135 150V149H134ZM122 255V254H121Z\"/></svg>",
  "mask_w": 264,
  "mask_h": 264
}]
</instances>
